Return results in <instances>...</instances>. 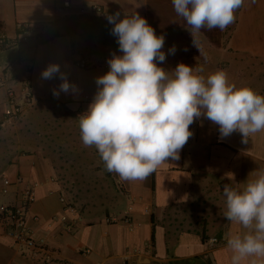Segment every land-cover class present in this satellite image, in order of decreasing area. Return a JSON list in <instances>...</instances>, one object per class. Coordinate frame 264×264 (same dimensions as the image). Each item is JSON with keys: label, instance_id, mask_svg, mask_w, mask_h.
Listing matches in <instances>:
<instances>
[{"label": "crops", "instance_id": "crops-1", "mask_svg": "<svg viewBox=\"0 0 264 264\" xmlns=\"http://www.w3.org/2000/svg\"><path fill=\"white\" fill-rule=\"evenodd\" d=\"M96 7L118 12L120 19L136 12L156 35H164L166 60L158 66L166 71L178 63L202 68L197 74L205 78L224 70L230 84L258 86L263 95L264 0H244L229 32H193L172 0H0V41H14L23 25L30 47L18 45V58L14 47L0 50L1 126L27 102L52 101L79 118L88 110L96 78L109 70L107 60L122 55L113 25ZM173 45L175 54H168ZM51 63L75 91L53 96L59 76L41 78ZM254 70L258 76L251 78ZM190 130L179 160L169 158L143 181H122L107 171L119 199L96 218L69 204L53 165L40 152L13 155L0 171V208L20 206L27 193L34 195L26 218L38 247L16 245L0 220V264H229L226 240L243 230L224 218L223 186L243 188L264 172V131L247 143L238 132L221 138L218 125L205 117Z\"/></svg>", "mask_w": 264, "mask_h": 264}, {"label": "clouds", "instance_id": "clouds-1", "mask_svg": "<svg viewBox=\"0 0 264 264\" xmlns=\"http://www.w3.org/2000/svg\"><path fill=\"white\" fill-rule=\"evenodd\" d=\"M172 5L193 32L224 31L244 0H172ZM119 16L107 20L122 55L107 60L109 70L96 78L97 91L79 121L83 145L95 146L108 172L122 181H143L169 158L179 160L193 136L190 126L201 117L218 125L221 138L238 132L243 143L264 131V96L230 84L224 70L205 78L197 74L202 68L178 63L166 71L158 66L166 60L165 36L156 35L136 12ZM175 51L173 45L168 54ZM57 75L61 83L52 90L54 97L76 90L58 64L41 72L45 80ZM222 193L224 218L243 230L226 240L229 264H264V172L243 188L225 184Z\"/></svg>", "mask_w": 264, "mask_h": 264}, {"label": "rangeland", "instance_id": "rangeland-1", "mask_svg": "<svg viewBox=\"0 0 264 264\" xmlns=\"http://www.w3.org/2000/svg\"><path fill=\"white\" fill-rule=\"evenodd\" d=\"M236 14L237 10L235 19ZM233 25L226 28L228 32ZM234 60L241 61V56ZM250 76H258L257 70ZM257 87L251 89L258 93ZM27 103L21 113L0 125V171L13 155L38 151L53 165L71 206L93 218L104 216L119 195L95 146L83 145L80 118L52 101Z\"/></svg>", "mask_w": 264, "mask_h": 264}, {"label": "built area", "instance_id": "built-area-1", "mask_svg": "<svg viewBox=\"0 0 264 264\" xmlns=\"http://www.w3.org/2000/svg\"><path fill=\"white\" fill-rule=\"evenodd\" d=\"M95 10L100 16H103L106 20L108 16L113 15L112 13H104L103 10L99 7H96ZM20 38L24 41L27 39L25 34L21 35ZM80 65L85 66L86 64L85 62H81ZM10 96H12V94H10ZM18 113L19 111H17L10 117L14 118ZM5 183L8 184L9 181L6 180ZM33 201L34 195L32 193H27L25 196V201L22 205L7 206L0 208L1 221L8 226V235L14 239L16 245L22 248L33 249L38 247L33 237L31 236L26 218L27 207Z\"/></svg>", "mask_w": 264, "mask_h": 264}, {"label": "trees", "instance_id": "trees-1", "mask_svg": "<svg viewBox=\"0 0 264 264\" xmlns=\"http://www.w3.org/2000/svg\"><path fill=\"white\" fill-rule=\"evenodd\" d=\"M27 31V29L21 25V26H18L17 30H16V34H17V37L14 41H9V40H6V39H2L0 41V50L3 51V50H7L8 48H13L14 47V52H16V57L18 58V56L20 55V52H19V49H17L18 45H24L25 46V42L27 40H22L20 37L21 35H23L25 32ZM28 45V44H27ZM25 48H30L29 46H25ZM16 58V59H17ZM0 220H1V216H0Z\"/></svg>", "mask_w": 264, "mask_h": 264}]
</instances>
